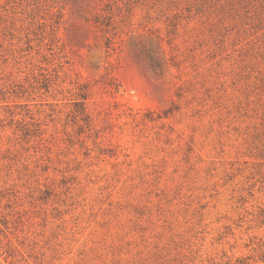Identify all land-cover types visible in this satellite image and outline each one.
I'll return each instance as SVG.
<instances>
[{
    "label": "rangeland",
    "instance_id": "rangeland-1",
    "mask_svg": "<svg viewBox=\"0 0 264 264\" xmlns=\"http://www.w3.org/2000/svg\"><path fill=\"white\" fill-rule=\"evenodd\" d=\"M81 2L0 0V264H264V0Z\"/></svg>",
    "mask_w": 264,
    "mask_h": 264
},
{
    "label": "trees",
    "instance_id": "trees-1",
    "mask_svg": "<svg viewBox=\"0 0 264 264\" xmlns=\"http://www.w3.org/2000/svg\"><path fill=\"white\" fill-rule=\"evenodd\" d=\"M72 9L74 12H77L80 16H84L85 7L83 6L81 0H71ZM96 21L100 22L101 20L98 19V17L95 16ZM100 23H104V21H101ZM106 25H110V22H106ZM2 232L1 226H0V233Z\"/></svg>",
    "mask_w": 264,
    "mask_h": 264
}]
</instances>
